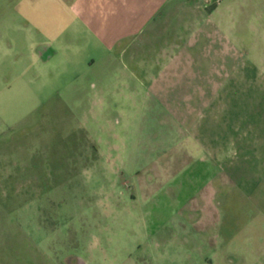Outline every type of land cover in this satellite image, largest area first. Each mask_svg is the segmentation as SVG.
I'll use <instances>...</instances> for the list:
<instances>
[{
    "label": "rangeland",
    "instance_id": "374dc122",
    "mask_svg": "<svg viewBox=\"0 0 264 264\" xmlns=\"http://www.w3.org/2000/svg\"><path fill=\"white\" fill-rule=\"evenodd\" d=\"M175 4L0 0V264H264V0Z\"/></svg>",
    "mask_w": 264,
    "mask_h": 264
},
{
    "label": "crops",
    "instance_id": "0c3cea01",
    "mask_svg": "<svg viewBox=\"0 0 264 264\" xmlns=\"http://www.w3.org/2000/svg\"><path fill=\"white\" fill-rule=\"evenodd\" d=\"M78 3L82 2H92L99 3L100 6L97 7L103 16L99 17L98 20L112 22V27L115 29L113 32L120 33L116 40L124 38L130 35L133 29H142L145 22H150L156 18L162 16V10H167L173 4L181 6L188 3L189 0H76ZM235 0H194L199 6H202L200 13L203 14V19L205 15L210 17L214 15H221L219 6L228 5L233 3ZM105 10V11H104ZM104 11V12H103ZM94 12V11H93ZM130 31V32H128ZM127 32V33H126ZM115 39V38H114ZM107 44H112L116 41L109 40ZM236 140L230 146L235 144ZM237 144V143H236ZM224 152L223 158L220 156V148L215 150H210V161L220 163L224 162L227 156V151L222 149ZM230 162L234 165L233 159ZM245 160H249L251 157L245 156ZM227 161V160H226ZM198 207L193 208L192 211L198 210Z\"/></svg>",
    "mask_w": 264,
    "mask_h": 264
}]
</instances>
